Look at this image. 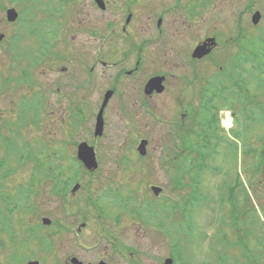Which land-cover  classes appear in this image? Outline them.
<instances>
[{"label":"rangeland","instance_id":"obj_1","mask_svg":"<svg viewBox=\"0 0 264 264\" xmlns=\"http://www.w3.org/2000/svg\"><path fill=\"white\" fill-rule=\"evenodd\" d=\"M259 1L257 5L263 7L259 27L251 26L250 17L238 19L247 30L242 40L237 38L238 46L254 44L243 46L239 54L231 42L237 37V15L247 0H132L128 35L121 33L127 0H110L114 9L106 13L95 9L92 0H0V33L7 40L0 44V159L6 157L8 167H14L13 146L5 143L9 138L25 146L22 153L29 149L38 157L2 182L0 191L9 193L15 203L3 209L0 199V264H22L26 259L70 264L66 260L73 257L91 262L99 256L107 264H164L165 259H172V264H250L252 260L264 264V0ZM11 8L18 16L7 23L5 10ZM159 13L165 14L162 41L178 51L175 69L154 75L165 79L164 92L146 100L144 87L140 95L134 92L141 80L119 81L118 95L105 109L103 135L94 139L95 117L103 95L112 91L115 74L102 63L128 67L135 57L127 53L133 46L129 39L139 42L150 37ZM27 16L30 29L21 26ZM110 37L119 49L104 46ZM13 39L14 53L9 56L7 44ZM191 39L194 44L207 39L215 43L209 60L194 65L192 71L185 59ZM156 51L148 44L140 53L145 59L141 71L145 80L159 71ZM123 55L128 56L123 59ZM165 56L175 61V56ZM31 61L38 66H30L28 81L16 86L15 79ZM232 70L231 77H221ZM10 76L11 82L2 88ZM210 82L221 83V90L237 85L235 92L244 102L255 95V110L245 102L241 114L238 103L230 107L227 101H217L210 111L213 101L202 99L198 91V84ZM35 93L42 98L32 111L36 122L27 121L23 127L19 107L35 99ZM225 96L232 98L230 92L224 91L221 97ZM201 99L203 110H199ZM192 109L193 128L187 130ZM251 112L257 127L244 119ZM182 122L186 123L181 126ZM9 123L12 133L6 131ZM16 125L21 128L16 130ZM140 140L148 142L144 157L136 152ZM81 142L94 147L100 169L83 173L80 188L73 191L78 184L73 183L63 200L51 194L47 181H38L45 172L68 175L76 169L71 159L76 160L75 145ZM123 160H127L124 166ZM226 184L243 190L247 197L229 198ZM151 186L162 189L158 196H153ZM21 190L29 192L26 199L18 197ZM152 200L161 203L162 210L153 212ZM232 206L243 212L232 214ZM146 215L156 220L146 222ZM42 219L50 220V225ZM105 229L120 239L118 248L125 245L124 259L93 251L95 245L105 247ZM28 232L41 239H32L27 247L21 241L29 237ZM85 247L93 248L86 252Z\"/></svg>","mask_w":264,"mask_h":264},{"label":"flooded vegetation","instance_id":"obj_2","mask_svg":"<svg viewBox=\"0 0 264 264\" xmlns=\"http://www.w3.org/2000/svg\"><path fill=\"white\" fill-rule=\"evenodd\" d=\"M259 0H254L253 3L251 2H248V3H244V8H243V11L242 13L238 14L237 15V21L238 19H240L242 16H245V17H250L254 12L256 11H259L261 14H262V9L263 7L259 4L257 5V2ZM127 5L125 6V11L127 10V14L125 19H124V26L121 28V33L123 35H128L129 34V26L132 24L133 22V12H130V8H131V5H132V0H127ZM105 12H112L114 9L112 4H110V0H105ZM122 6V5H121ZM169 8V5H167ZM96 9V8H95ZM160 10V8H159ZM161 13V12H160ZM159 13V16H158V20L156 21V24H155V31H153L152 35L146 39H143L141 41H133L132 38L129 39L128 41V44L129 45H133L131 47H129V50H127V53L128 54H131V55H134V59L133 61H131V63L129 64L128 67H125V66H118L117 63H112L110 65H108V69H112V70H115V74L113 75V78H114V81H113V85H112V91H113V95L112 97H116L118 95L117 93V85L119 84V81H124L125 79L127 78H133L134 81L135 80H141V83L142 85L141 86H137L135 87V94L138 92V95H140V93H143V87L145 85V83L152 77H155L154 75H161V71L165 70V69H175V67L177 66V57H178V51H177V48L176 46H170L167 43L163 42L162 41V37L165 35L164 33V15L165 14H160ZM246 14L248 16H246ZM128 17V19H127ZM113 19H111L110 21L113 23L114 21H112ZM108 21V22H110ZM115 25V23H114ZM256 28V27H254ZM107 42L104 43V46H106L107 48H109L110 50H114V49H119V47L116 45L115 43V40L113 37H110V38H107ZM101 43H99V46H100ZM148 44H153L155 46V50H157L156 52H159V56L157 55L155 57V61L154 63H158V70L157 72H155V74H152V77L149 78V76L147 77V80L143 79V75L141 74V71L143 70L144 68V63H145V59L144 57L142 56V51L146 48V46ZM199 43H196L194 44L193 40L191 39L190 41V45L188 46V50H187V53L185 55V59L187 60V63L186 65L191 69L192 71V68L194 67V65H197L199 64L200 62H203L206 60L207 57H204L202 58L201 60H194L192 57H191V53L192 51L194 50L195 46H197ZM201 44V43H200ZM98 48V51L101 47H97ZM169 50V51H167ZM166 53H169L171 56H175L174 59L175 61L173 60V58H171V61H170V58L169 57H166ZM125 59L128 55H123ZM128 62H129V58H128ZM173 64L174 67H167L168 64ZM105 65V64H103ZM106 67V65H105ZM92 69V68H91ZM91 71V70H90ZM194 73V71H193ZM195 78V76H194ZM197 78V77H196ZM192 80V83H193V77L190 78ZM191 83V82H190ZM163 84H165V79L163 81ZM164 90H165V86H164ZM163 90V92H164ZM198 91L199 93H201V95H203L204 97L202 98V96L200 95V98L202 99H206L207 100H210V101H213L210 105V111L212 110H215L216 109V106H215V102L217 101H221V83H217V84H213V82H210L208 84L204 83V84H198ZM162 92V93H163ZM58 93V92H57ZM160 93V94H162ZM160 94H156L155 92H152L151 94H148V95H145V99L146 100H152V98H154L155 96H158ZM44 96V95H43ZM121 98H125V95H119ZM193 97V94L191 95ZM111 97V98H112ZM199 97V96H197ZM42 99V98H41ZM202 99H201V102L199 104V110H203L205 109V104L204 102L202 103ZM221 105V104H220ZM251 105V104H250ZM249 105V109L252 111L255 110V104L253 103L252 106ZM239 108H240V112L242 113V110L246 108V104L244 101H240L239 102ZM220 111V110H217V112ZM243 112H246V111H243ZM184 115H182L183 117ZM192 116H193V109L191 111V119L186 123L187 124V130H192L193 128V119H192ZM215 118H216V124L218 125L217 123V114L213 115ZM248 116V115H246ZM250 120L251 122L254 124V113L251 112L250 113ZM184 122H182L180 125L183 126L185 124ZM105 124H106V120H105ZM251 128V126H250ZM173 160L176 162L177 159L176 158H173ZM98 161V160H97ZM127 162V160H123L120 164L124 166V162ZM119 164V165H120ZM99 165H100V162L98 161V168L95 170H99ZM264 182V180H263ZM254 213H256V211H254ZM122 216H119L118 219H121ZM103 238H102V241L104 240V242L106 243L105 244V247L104 245L102 244V248L101 247H98V246H94V252L95 251H101V250H104V254L106 255V257H118V258H121V259H124V256H125V253H124V247L125 246L123 243H122V247L121 248H118V245L119 243H121L120 239L117 238V236H112L110 233H109V230H104L103 231ZM118 233V231H117ZM119 235V234H118ZM108 237H113L112 239L111 238H108ZM76 241V240H75ZM77 242V241H76ZM77 245H78V242H77ZM93 248V247H92ZM92 248L90 247H85V251L86 252H91L92 251ZM96 248V250H95ZM126 250V249H125ZM74 258V257H73ZM78 260L79 258L76 257ZM262 260V259H261ZM66 261H69L70 264L71 263V258L70 259H67ZM80 262H82V264H100L101 262H104L106 263V261L101 258V256L99 257H96L94 260L91 259V262H83L82 260H79ZM252 264H257V260H252L251 261ZM107 264V263H106Z\"/></svg>","mask_w":264,"mask_h":264},{"label":"trees","instance_id":"obj_3","mask_svg":"<svg viewBox=\"0 0 264 264\" xmlns=\"http://www.w3.org/2000/svg\"><path fill=\"white\" fill-rule=\"evenodd\" d=\"M9 1H12V0H9ZM20 1H23V0H20ZM39 11H37V12H39ZM27 18H28L27 20H24L25 18H22V21H24L26 24H22L21 23V26L24 27L25 29H30L31 28L30 20H29L28 16H27ZM16 39H13L12 42L7 44V45H10V48H8V50L6 51L9 56H12V54L14 53V49H13L11 44H13V42ZM239 39L242 40L241 37ZM34 64L35 63L33 61H31L29 63H25V66H23L24 64L22 65L24 70H23L22 76L17 78V79H15V82L17 83L16 86L20 85L21 84L20 82H27L28 81V76L30 75V74H28V71L30 69L29 67L30 66H34ZM263 65H264V63H263ZM232 68L237 69L238 67H232ZM232 72L233 73H231L230 75H229V73H224V74L221 75V77H225L226 75L231 77L232 75H234L235 70H232ZM9 82H11V76L8 78V80H4L3 81L2 88L6 87ZM28 84H30V82ZM234 86H237V85H233L232 86V85L229 84V87H231V88H234ZM242 87H243V85H242ZM35 97H36L35 99L34 98L31 99V102L23 103L19 107L20 108L19 109L20 110L19 119H20L21 124H23V127H26L25 125H27V121L28 122L29 121L36 122V117L32 114V111H35V110H37L39 108V103H41V102L37 101V99L41 100V95L39 93H35ZM76 125H77L76 122L73 121L72 122V128L75 129ZM19 128H21V126L20 125H16V130H18ZM70 128H71V124H70ZM6 131H10L11 133L14 131V129L12 128L10 123L7 125ZM6 144H7V147H9L11 145L13 146L11 155H12L15 163L13 165L14 167H11V169H10L8 167V163H7L6 157L0 159V189L3 188L2 182L5 181L7 178H11L12 176H14L19 171L18 169L20 167H23L24 165H27L26 163L30 162L32 160H33L32 162H37V160H35V158H38L36 156V154H32L31 150H29V149H28V151L31 153V155L28 153V151H26L25 153H22L23 149H25V146L22 145V144H19L18 142L14 143V141H12L10 138L6 140ZM191 153H192V151H190L189 156H190ZM71 161H72V165L76 166V169H74L70 174H68V175H59L60 173L50 174V173H46L45 172V173L42 174V177L38 181V182L47 181L50 184V187H51V194L55 195V196L63 197V200H65V198L67 197V194L69 193V191H70L69 189H71L70 187L72 186V184L73 183H78V181L81 180L83 173L86 172L85 169L82 167V165L80 163H78L76 160H74L72 158ZM35 177L36 176L34 175V173H32L31 174V178H30L31 183H33L35 181ZM171 181L174 182V180H171ZM176 188L177 187H175V189ZM226 188H227L226 189V194H227V196L229 198H237L239 196V194L244 195L245 198L247 197L246 193L242 189H241L242 191H237L236 190L237 187H235L232 184L231 185L227 184ZM18 192H19L18 193V197L22 195V198H24V199H26L27 195L29 194V192H24V190H21V191H18ZM0 199H2V201L4 202L3 206H2L3 209L8 208L13 203H15L13 198H12V196L9 193L4 195L3 191H0ZM16 207H18V205H16L15 207H11L9 209L10 210V214L14 211V209ZM158 207H160V210H162V206L159 205ZM152 211L157 212V206L154 205ZM237 211L240 212L238 207H236V206H232L231 207V213L232 214L237 215ZM242 212H240V213H242ZM235 219H236V217H234V220H233L234 221V223H233L234 226L237 224V223H235ZM158 225H159V227L161 226L160 223H158ZM33 232H28V233L30 234V233H33ZM32 239H35V240L39 241L41 238L40 237H38V238L33 237V234H30L29 237L26 240H23L21 242H22V244H24V245H26L28 247V245H29L28 242L31 241ZM235 245H239V244H233V246H235ZM38 247L40 248L39 245H38ZM251 263L252 262H250V264Z\"/></svg>","mask_w":264,"mask_h":264},{"label":"water","instance_id":"obj_4","mask_svg":"<svg viewBox=\"0 0 264 264\" xmlns=\"http://www.w3.org/2000/svg\"><path fill=\"white\" fill-rule=\"evenodd\" d=\"M97 4L100 7H103V3L101 0H96ZM17 12L15 11V9L11 8L8 9L6 11V21L9 23H13L15 22V20L17 19ZM259 20V14L256 13L253 17H252V22L254 24H256ZM4 39V35L0 33V42ZM209 42H213V40H210ZM209 52V50H204L203 47H199L197 49H195L193 57H202L203 55L207 54ZM161 79H151L147 85H146V93L150 94L151 92H153L154 90L157 91V93H161L162 92V87H161ZM111 92H107L105 94L104 100L101 104V107L99 109V112L97 114L96 117V124H95V129H94V137H98L102 135V131H103V119H102V114H103V110L109 100V98L111 97ZM147 142L146 141H141L140 145L137 148L138 153L141 156H144L146 151H145V147H146ZM76 157L77 159L83 164V166L87 169V170H94L97 167V163H96V157H95V152L94 149L92 147H90L89 145H87L86 143H80L77 146L76 149ZM78 188V186H75L73 188V191H75ZM161 191V189L159 188H152V192L154 193V195H158L159 192ZM42 223L44 225H50V221L48 219H42ZM26 264H39L37 261H30ZM164 264H172V259H166Z\"/></svg>","mask_w":264,"mask_h":264}]
</instances>
